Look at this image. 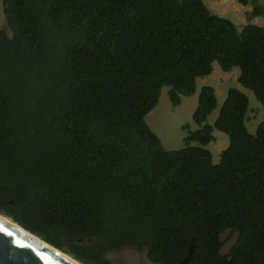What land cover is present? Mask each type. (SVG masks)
<instances>
[{
    "label": "trees",
    "instance_id": "obj_1",
    "mask_svg": "<svg viewBox=\"0 0 264 264\" xmlns=\"http://www.w3.org/2000/svg\"><path fill=\"white\" fill-rule=\"evenodd\" d=\"M1 2V214L79 264L126 247L152 264L190 248L187 264H264V27L238 30L203 0ZM214 62L261 104L255 134L237 88L208 125L217 99L203 86L198 128L164 150L146 115L163 87L173 107L193 95ZM214 129L229 138L217 164Z\"/></svg>",
    "mask_w": 264,
    "mask_h": 264
},
{
    "label": "rangeland",
    "instance_id": "obj_2",
    "mask_svg": "<svg viewBox=\"0 0 264 264\" xmlns=\"http://www.w3.org/2000/svg\"><path fill=\"white\" fill-rule=\"evenodd\" d=\"M208 9L220 17L232 21L237 29L243 28L245 25L254 24L264 27V0H261L257 5L262 9V14L258 17H253L251 11L254 4L243 6V9H248L244 15V10L237 8L235 0H223L219 3H212L213 0H203ZM232 13L239 19L232 18ZM244 18V19H242ZM0 29L6 30L10 34L7 22L5 20L0 0ZM215 65H217L215 63ZM213 66V65H212ZM235 69V70H234ZM232 71L223 72L217 65L216 73L211 77L198 78L196 81V91L191 96H183L178 106L173 107L168 97V87H163L160 93L157 106L150 111L145 117V122L153 133L159 138L164 150L175 151L185 147L184 139L187 135V130L183 127L188 125L191 131L198 127L192 120L193 112L198 104L199 94L203 86H211L215 90L217 99L216 109L208 116L206 123L213 126L219 114L221 106L226 98L229 88H237L248 98V112L246 128L250 134H255L257 125L263 118V110L261 104L255 99L254 94L238 85L237 79L239 76L238 68ZM213 70V69H212ZM209 77V78H208ZM214 141L209 143L206 148L212 155L213 164L219 162L220 153L228 146L229 138L226 134L213 130ZM237 233L226 231L221 235V240L224 242L221 253H228L231 246L235 243ZM146 250L138 252L134 247H126L120 251H110L106 254L107 259L112 264H152L146 259Z\"/></svg>",
    "mask_w": 264,
    "mask_h": 264
},
{
    "label": "water",
    "instance_id": "obj_3",
    "mask_svg": "<svg viewBox=\"0 0 264 264\" xmlns=\"http://www.w3.org/2000/svg\"><path fill=\"white\" fill-rule=\"evenodd\" d=\"M0 215L3 214L0 213ZM3 216L7 217L5 215ZM7 218L10 219L9 217ZM10 220L13 221L12 219ZM13 223L16 222L13 221ZM18 226L23 231L0 219V264H73L58 255L53 249L45 246L50 244L41 240L39 237L40 241L33 239L29 236L32 233L20 225ZM32 235L37 237L34 234ZM191 255L192 248H190L188 256L179 264H187Z\"/></svg>",
    "mask_w": 264,
    "mask_h": 264
},
{
    "label": "bare ground",
    "instance_id": "obj_4",
    "mask_svg": "<svg viewBox=\"0 0 264 264\" xmlns=\"http://www.w3.org/2000/svg\"><path fill=\"white\" fill-rule=\"evenodd\" d=\"M0 219H2L3 221H5L6 223H9L10 225H13L14 227H16L17 229L22 230L18 225H16L15 223H13V221H11L10 219H8L7 217H4L2 215H0ZM23 231V230H22ZM27 233V232H25ZM28 234V233H27ZM29 235V234H28ZM30 237H32L33 239L40 241V239L38 237L33 236L32 234L29 235ZM43 245H45L43 243ZM48 246L50 249H53L54 252H56L58 255L62 256L64 259L68 260L69 262L73 263V264H79L78 262L74 261L73 259H71L70 257H68L67 255L63 254L62 252H60L59 250H56L55 248L51 247L50 245H45Z\"/></svg>",
    "mask_w": 264,
    "mask_h": 264
},
{
    "label": "crops",
    "instance_id": "obj_5",
    "mask_svg": "<svg viewBox=\"0 0 264 264\" xmlns=\"http://www.w3.org/2000/svg\"><path fill=\"white\" fill-rule=\"evenodd\" d=\"M213 1H214V2H212V3H219V2H222L223 0H213ZM235 2H236V0H235ZM237 6H238L237 8H240V10H244V13H243L244 15L246 14L247 11H251V10H248V9H243V8H244L243 5H240V4H238V3H237ZM209 10L213 13V11H212L211 9H209ZM213 14H215V13H213ZM215 15H217V14H215ZM218 16H219V15H218ZM231 16H232V18L239 19L238 17H236V15H235L234 13H232ZM242 19H244V18H242ZM215 63H216V62H214V63L212 64V65H213V66H212V69H213V70H212V73L209 75V77H211L212 74L216 73V71H215L214 69H216V67H217L218 64L216 63L217 65H215ZM218 66H219V65H218ZM234 70H235V69H234ZM238 70H239V69H238ZM229 73H230V72H229ZM209 77H208V78H209ZM238 85H239V84H238ZM239 86H240V85H239ZM213 132H214V131H213Z\"/></svg>",
    "mask_w": 264,
    "mask_h": 264
},
{
    "label": "clouds",
    "instance_id": "obj_6",
    "mask_svg": "<svg viewBox=\"0 0 264 264\" xmlns=\"http://www.w3.org/2000/svg\"><path fill=\"white\" fill-rule=\"evenodd\" d=\"M261 1V0H260ZM237 2V1H236ZM238 3V2H237ZM239 4V3H238ZM241 5V4H240ZM249 5V4H248Z\"/></svg>",
    "mask_w": 264,
    "mask_h": 264
}]
</instances>
